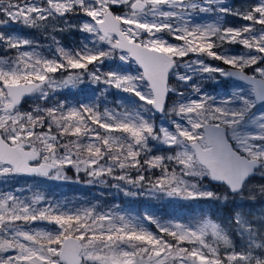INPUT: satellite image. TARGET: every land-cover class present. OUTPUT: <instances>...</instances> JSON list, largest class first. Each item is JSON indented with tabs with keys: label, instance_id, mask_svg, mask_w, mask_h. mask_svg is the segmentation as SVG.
Returning a JSON list of instances; mask_svg holds the SVG:
<instances>
[{
	"label": "snow or ice",
	"instance_id": "1",
	"mask_svg": "<svg viewBox=\"0 0 264 264\" xmlns=\"http://www.w3.org/2000/svg\"><path fill=\"white\" fill-rule=\"evenodd\" d=\"M221 81L223 95L205 87ZM71 89L90 94L58 98ZM81 175L228 211L164 219L0 190V264H264V212L245 211L264 204V0H0V180Z\"/></svg>",
	"mask_w": 264,
	"mask_h": 264
},
{
	"label": "trees",
	"instance_id": "2",
	"mask_svg": "<svg viewBox=\"0 0 264 264\" xmlns=\"http://www.w3.org/2000/svg\"><path fill=\"white\" fill-rule=\"evenodd\" d=\"M231 3L236 4L240 0H229ZM248 1V0H245ZM203 19V18H202ZM226 22L228 24L238 26L244 23L235 17H227ZM23 34H28L26 29L22 30ZM30 36L39 38V34L34 30H30ZM79 34H65L63 42L67 46H73L77 43ZM233 51H242L239 45L230 46ZM118 63V62H117ZM133 69L136 65L131 66ZM205 87L209 92H216L223 95L228 90L226 82L222 81L220 84L213 82H206ZM90 93H81L79 89L64 90L62 94H59V99H67L70 103H76L77 100L84 99L85 95ZM125 95V94H119ZM118 98L117 94L113 92V95L109 96L110 102H115ZM29 107L28 104H24V107ZM72 172V174H71ZM69 176H74L73 171H69ZM80 182L75 183L72 181L62 182L47 180L40 177L33 176H18L5 183L0 180V190H7L13 188L23 187L28 190L42 191L49 197L50 200L65 204L67 207H90L92 205L97 206L100 209H109L114 205H120V209L124 211H131L134 213H142L145 210L151 211L154 214L161 216L164 219H170L174 217L187 218L193 215H197L202 211L207 212L215 217H224L227 214L228 208L217 202L209 204L207 202H169L167 200H150L144 197L134 198L126 197L122 193L117 192L116 189L106 187L104 185H89L84 183L86 178L79 177ZM28 194V193H26ZM251 208H245V211H251ZM154 230V229H153ZM238 241V238H237Z\"/></svg>",
	"mask_w": 264,
	"mask_h": 264
},
{
	"label": "rangeland",
	"instance_id": "3",
	"mask_svg": "<svg viewBox=\"0 0 264 264\" xmlns=\"http://www.w3.org/2000/svg\"><path fill=\"white\" fill-rule=\"evenodd\" d=\"M247 2L248 1L240 0V2H238L236 4H233V3H231L229 1V3H231L232 5H243V4L247 3ZM30 30L31 29H26V31H28V34H24V35L30 36ZM213 63H219V62L218 61H214ZM221 66H223V65H221ZM230 83L231 82H227L226 85L228 86V85H230ZM26 100H27V103L26 104H28L29 107H31V105H32L31 100H29V99H26ZM29 107L25 106L26 109L29 108ZM71 174H72V172H71ZM73 174H74V171H73ZM80 177H82L83 179L85 177L87 179V177L86 176H83V175H81ZM109 182L111 183V181H109ZM251 212L256 213L257 215H259L261 212H264V204L257 203L254 207H252Z\"/></svg>",
	"mask_w": 264,
	"mask_h": 264
},
{
	"label": "water",
	"instance_id": "4",
	"mask_svg": "<svg viewBox=\"0 0 264 264\" xmlns=\"http://www.w3.org/2000/svg\"><path fill=\"white\" fill-rule=\"evenodd\" d=\"M25 99H27V97Z\"/></svg>",
	"mask_w": 264,
	"mask_h": 264
}]
</instances>
